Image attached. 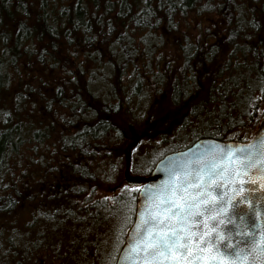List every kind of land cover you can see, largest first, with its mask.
I'll use <instances>...</instances> for the list:
<instances>
[{"label":"trees","instance_id":"16d2710c","mask_svg":"<svg viewBox=\"0 0 264 264\" xmlns=\"http://www.w3.org/2000/svg\"><path fill=\"white\" fill-rule=\"evenodd\" d=\"M263 117L264 0H0V264H114L126 168Z\"/></svg>","mask_w":264,"mask_h":264},{"label":"water","instance_id":"95a60500","mask_svg":"<svg viewBox=\"0 0 264 264\" xmlns=\"http://www.w3.org/2000/svg\"><path fill=\"white\" fill-rule=\"evenodd\" d=\"M262 139H264V117L261 119L253 137L247 141L222 142L212 138H200L184 149L166 154L157 161L147 176L132 174L126 168L123 181L129 186L139 187L138 203L134 221L127 231L124 245L114 264H144L143 244L136 247L135 252L132 249L136 244V232L137 227L141 225V217L146 215V209L150 205L155 208V204L148 197L151 193H159L161 199H167L172 196L171 190L174 188L180 189L176 194L177 197L183 195L189 201H191L192 196L201 191H211L213 197L218 193H224V200L221 204L216 205V208H223V212L213 211L212 215L216 216V219L208 221L210 228H215V232H210L208 236L203 237L204 240L210 243L201 245L205 248L203 255L216 258L212 261V264H220L221 260L223 264H264V244L260 243L262 237H264V179H261L264 176V171H261L260 168H252L248 170L247 175H244L245 169L240 168L239 161L244 159L246 153L236 152L235 156L225 155L229 148L234 152L238 148H243L251 151L254 156H258L261 151H264L260 148ZM212 164L218 166L212 171L220 172L221 169H226V171H223L221 175H210L209 169ZM236 171H239L241 175L236 176ZM249 180H255L257 183H241V181ZM197 183L201 185L200 188L188 187L187 192L182 191L183 187ZM214 183H219L222 187L213 191L208 185ZM241 201V210H247L249 204L261 205L259 215L254 221L260 226L255 230V244L248 243L247 237L236 235V227L234 224L229 223L230 218L234 219L236 224L240 223V210H234L233 205ZM167 206L161 204L160 207L163 209ZM170 223L175 225V220ZM176 227H182V225H176ZM193 231L200 234L209 231V229H205L201 225L198 229L194 228ZM217 233L224 239L231 235V243L240 249L238 257L221 255L222 248L219 253L217 252L213 243H211L216 240ZM181 234L183 235V233ZM237 241H240V243L237 244ZM199 243V239L190 242L191 254L188 260L196 254L195 248ZM176 257H179V253L176 254ZM164 264H175V261L173 258H169L164 261ZM179 264H188V262L187 260H181ZM197 264H204V262L199 261Z\"/></svg>","mask_w":264,"mask_h":264},{"label":"snow or ice","instance_id":"6c2138e0","mask_svg":"<svg viewBox=\"0 0 264 264\" xmlns=\"http://www.w3.org/2000/svg\"><path fill=\"white\" fill-rule=\"evenodd\" d=\"M260 148L264 149V139L260 142ZM236 152L241 154L246 153L244 159L239 161L240 168L245 169L244 175H247L248 170L252 168H260L261 171H264V151H261L258 156H254V154L247 149L238 148L234 152L229 148L225 155L235 156ZM217 167L216 164L210 166V175H221L223 171H226V169H221L220 172L212 171V169H216ZM235 175L240 176L241 173L236 171ZM261 179H264V176H262ZM241 183L255 184L257 181L249 180L241 181ZM200 186L199 183L188 185L183 187L182 191L187 192L188 187L200 188ZM208 187L215 191L221 188L222 185L214 183L208 185ZM178 191H180L179 188L172 189V196L167 199H161L159 193H151L148 197V199L155 204V208L150 205L146 209V215L141 217V225L137 227L136 232V244L132 249V251L135 252L136 247L143 244L145 253L144 264H164V261L169 258H173L175 264H179L181 260H187L188 264H197L199 261H203L204 264H212V261L216 259L210 255H203L205 248L201 245L210 243L204 240L203 237L208 236L210 232H215V228H210L208 221L216 219V216L212 215L213 211L223 212V208H216V205L221 204L224 200V193H218L213 197L211 191H201L195 196H192L191 201H189L183 195L177 197L176 194ZM240 203H242V201L233 205L234 210H240V223L236 224L235 220L231 218L229 219V223L234 224L236 227V235L247 237L248 243L255 244V230L260 226L254 221L259 215L261 205L249 204L247 210H241ZM161 204H166L168 206L161 209ZM169 213H171V215H169ZM173 220H175V225L170 223ZM176 225H182V227H176ZM201 225H203L205 229H209V231L200 234L193 231L194 228L198 229ZM181 233H183V235ZM195 239H199L200 243L196 245V254L188 260L191 254L190 242ZM211 243H213L218 253L221 248L223 249V252L220 253L221 255L226 254L229 257H238L240 255V249L231 243V235L227 239H224L217 233L216 240ZM239 243L240 241H237V244ZM260 243L264 244V237H262ZM177 253H179L178 258L176 257ZM220 264H223L222 260Z\"/></svg>","mask_w":264,"mask_h":264},{"label":"rangeland","instance_id":"374dc122","mask_svg":"<svg viewBox=\"0 0 264 264\" xmlns=\"http://www.w3.org/2000/svg\"><path fill=\"white\" fill-rule=\"evenodd\" d=\"M255 129L250 127L246 130L241 131L239 135L244 139H249L253 136Z\"/></svg>","mask_w":264,"mask_h":264}]
</instances>
